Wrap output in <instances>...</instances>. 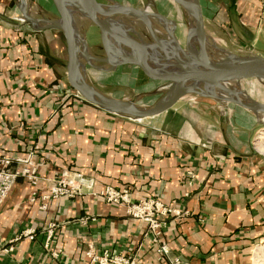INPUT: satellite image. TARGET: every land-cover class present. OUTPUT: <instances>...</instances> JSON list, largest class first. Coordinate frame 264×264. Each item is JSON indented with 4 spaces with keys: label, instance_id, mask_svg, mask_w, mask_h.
<instances>
[{
    "label": "crops",
    "instance_id": "obj_1",
    "mask_svg": "<svg viewBox=\"0 0 264 264\" xmlns=\"http://www.w3.org/2000/svg\"><path fill=\"white\" fill-rule=\"evenodd\" d=\"M16 1L0 0V152L30 153L40 179L33 185L19 176L0 199V264H88V243L97 254L108 251L144 264L175 258L180 264H254L253 251L264 241V153L259 141L258 151L240 135L250 132L254 117L222 105L223 114L239 110L246 121L243 126L231 119L220 128L223 135L205 132L204 123L189 121L175 105L133 119L77 98L67 78L63 32L23 24ZM33 1V15L58 17L50 16L48 0ZM200 2L204 18L211 17L214 25L225 22L234 39L253 50L250 54L264 57V0ZM154 3L155 11L177 22L183 44L186 30L175 11L170 15L172 0ZM81 18L77 25L97 53L99 29ZM98 72L160 87L131 64ZM66 168L81 171L79 193L44 200ZM106 185L128 187L132 200L157 197L182 213L170 214L155 236L145 221L126 213L124 204L100 195ZM50 223L55 226L46 247ZM26 227L35 229L33 239L13 240ZM162 243L165 255L157 252Z\"/></svg>",
    "mask_w": 264,
    "mask_h": 264
},
{
    "label": "water",
    "instance_id": "obj_2",
    "mask_svg": "<svg viewBox=\"0 0 264 264\" xmlns=\"http://www.w3.org/2000/svg\"><path fill=\"white\" fill-rule=\"evenodd\" d=\"M187 15V34L182 44L176 35V22L146 6L134 7L116 0H52L57 18L44 14L33 15V0H17L24 23L34 30L59 29L67 45V78L74 90L86 101L122 116L141 119L172 108L186 93L207 91L229 81L248 78L264 79V57L258 54L215 58L210 51L205 18L200 0H172ZM83 16L100 33L99 52L89 47L77 31L75 17ZM156 18L161 26L152 21ZM129 23L124 26V21ZM146 28L140 32L134 25ZM123 25V26H122ZM156 29L164 30L158 35ZM196 37L197 46L190 44ZM84 62V63H83ZM104 64L107 65L104 66ZM135 65L150 80L166 88L168 99L151 107H141L132 99L116 98L100 92L83 76L85 65L101 72H109L122 65ZM246 100H225L252 111L264 112V104L254 100L243 90ZM164 95V96H165ZM161 98V97H160ZM160 100V99H159ZM158 100V101H159Z\"/></svg>",
    "mask_w": 264,
    "mask_h": 264
},
{
    "label": "rangeland",
    "instance_id": "obj_3",
    "mask_svg": "<svg viewBox=\"0 0 264 264\" xmlns=\"http://www.w3.org/2000/svg\"><path fill=\"white\" fill-rule=\"evenodd\" d=\"M157 0H120V3L132 5L134 7L143 8L147 7L150 10H155L154 2ZM173 2V1H172ZM174 3V4H173ZM170 4V15L173 16L175 14L178 15L179 19L184 23L183 29L186 30L187 33V16L183 18L181 16V10L177 3L173 2ZM48 9H50V16L58 15L55 7L51 3V0L47 1ZM180 12V14H179ZM180 15V16H179ZM81 16L77 15L75 17V25L77 27V31L80 36H83V31L81 28L78 27L77 21H80ZM156 20V18H155ZM86 21V20H83ZM160 20H156V25L161 26L162 24L159 23ZM205 24H206V31L208 34V43L210 51L214 53L215 58H222L224 55L228 53L243 56L249 55L250 50L253 51L250 47L245 44H241L234 39V35H232L229 25H226L225 22H221L220 25H214V21L211 17H205ZM177 34L181 32L177 29ZM89 36V35H88ZM87 36V37H88ZM186 38V34H184ZM183 38V37H182ZM184 38V42H185ZM84 63V62H83ZM86 70L83 73L84 78L88 83L92 84L96 89L100 92L116 97V98H125V99H132L137 95H145L140 96L137 99V104L142 105L144 107L150 106L154 103L159 97L162 96V93H157L156 91L159 89L158 86H154L150 84L149 86H138L132 80H120V78L113 79L112 76H108L110 78H106L107 76H102L98 72V70L85 65ZM91 73V74H90ZM113 75V74H112ZM114 76V75H113ZM99 79V80H96ZM106 79V81H104ZM108 79H110L108 81ZM113 79V81L111 80ZM118 79V80H117ZM230 83V84H229ZM153 85V86H152ZM224 87L226 89H232L236 91L243 90L248 95H250L254 100L264 104V80L257 79V78H248L242 79L239 81H233L224 83ZM220 96L222 97H230L227 94L225 89H218L214 87ZM210 90L207 91V95H202L198 92H189L186 93L178 102L175 103L173 109L184 113L187 116L189 121H196L198 123H204L205 132L209 133L212 129L215 131H219L224 135L223 131H220V128H223L225 125L231 123L230 120L232 119L236 123L245 126L246 121L240 118L238 113L239 110L232 109L231 115L223 114L222 109L220 108L222 105L225 106H236L242 109H245L252 117H254L255 123H253L250 127V132H241V136L248 137L250 140V145L255 148L256 150L258 145L262 149L261 153H264V125L262 122L264 121L263 118L260 117V113H264L263 111H258L255 115L252 111L241 107L233 102L224 100L221 97H212L210 95ZM244 97L242 92H240ZM172 110V109H171ZM169 115H173L171 112ZM231 120V121H232ZM214 126H211L213 125ZM207 125V127H206ZM239 131H241V127H239ZM249 131V130H248ZM263 136V138H261ZM259 141V142H258ZM258 142V145H257ZM258 147V148H259ZM259 151V150H258ZM253 262L254 264H264V241L259 243L254 251H253Z\"/></svg>",
    "mask_w": 264,
    "mask_h": 264
},
{
    "label": "built area",
    "instance_id": "obj_4",
    "mask_svg": "<svg viewBox=\"0 0 264 264\" xmlns=\"http://www.w3.org/2000/svg\"><path fill=\"white\" fill-rule=\"evenodd\" d=\"M75 95L77 98H82L76 91ZM14 163L16 166H13ZM19 176L25 177L33 185L37 184L40 179L37 167L30 153L26 157H15L0 152V199L7 195L12 183ZM81 179V171L70 168L63 169L56 177L54 185L43 195V199H56L64 196L72 197L78 194L81 187ZM35 193L36 192L33 194ZM100 195L105 197L108 202L124 204L126 213L135 219L145 221L148 225V229L151 230L155 236L160 235V227L165 224V220L170 214L177 216L182 213L178 208L164 205L157 197L132 200L128 187L116 188L111 185H106L103 190H101ZM41 207L45 208L46 204L43 203ZM54 226L55 223H50L47 228L46 247H48L51 240ZM34 235L35 229L33 227H26L15 234L13 240H17L23 236L33 239ZM157 252L160 255H165L167 252L166 245L162 243L157 248ZM85 255L89 259L88 264H144L135 261L134 258L129 259L123 255L110 256L108 251L97 254L93 245L89 243L86 245ZM168 264L180 263L179 260L175 258L170 260Z\"/></svg>",
    "mask_w": 264,
    "mask_h": 264
},
{
    "label": "bare ground",
    "instance_id": "obj_5",
    "mask_svg": "<svg viewBox=\"0 0 264 264\" xmlns=\"http://www.w3.org/2000/svg\"><path fill=\"white\" fill-rule=\"evenodd\" d=\"M179 6H180V5H179ZM180 7H181V6H180ZM181 8H182V7H181ZM182 9H183V8H182ZM183 10H184V9H183ZM20 20H21L22 23H24V19H23L22 16H20ZM173 20H174V19H173ZM175 22H176V21H175ZM153 23H154V22H153ZM154 24H155V23H154ZM155 25H156V24H155ZM176 26H177V28H178L177 22H176ZM142 33H143V34L146 33V28H145V27H142ZM156 33H158V35H159V34H164L165 37L167 36V34L165 33L164 30L159 31V30L156 29ZM186 34H187V33H186ZM191 39H192V42H191L190 44H192V45H194V46H197V39H196V37H192ZM249 55H252V54H249ZM231 56H232L231 53H228L227 55H224L222 58H223V59H226L227 57H231ZM262 80H264V79H262ZM229 82H233V81H229ZM226 83H228V82H226ZM229 84H230V83H229ZM215 87H217L218 89H222V90H224V91H225V89H226V87H224V86H222V85H218V86H215ZM226 91H227V94L230 95V97H222V96H220L219 93H218V91H217L216 89H213V88L210 89V92H209V93H210V95H211L212 97H221V98H224V100L227 99V98H235V99H239V100H242V101H244V100L247 99V98L244 97L239 91L232 90V89H226ZM156 92H157V93H159V92L162 93L161 98L159 97L154 103H152L150 106H147V107L155 106V105H157L158 103H163V102H165V101L168 99V96L165 95V94L167 93L165 87L160 86L159 89H158ZM164 95H165V96H164ZM140 96H145V95H142V94H141V95H137V96H135V97L133 98V100L136 102V104H137V99H138ZM159 99H160V100H159ZM158 100H159V101H158ZM235 104H236V103H235ZM137 105H139V104H137ZM139 106L144 107V106H142V105H139ZM259 115H260L261 118L264 119V113H260ZM262 124L264 125V121L262 122ZM261 138H263V136H262Z\"/></svg>",
    "mask_w": 264,
    "mask_h": 264
}]
</instances>
